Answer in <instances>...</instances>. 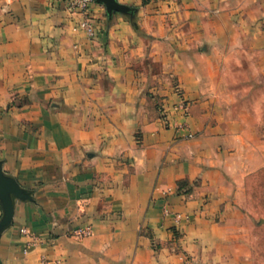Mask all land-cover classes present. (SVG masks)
<instances>
[{
	"label": "crops",
	"instance_id": "crops-1",
	"mask_svg": "<svg viewBox=\"0 0 264 264\" xmlns=\"http://www.w3.org/2000/svg\"><path fill=\"white\" fill-rule=\"evenodd\" d=\"M67 2L0 0V160L35 200L16 202L0 264L244 262L264 0H118L137 14L111 21L95 3L93 41ZM22 229L43 243L25 252Z\"/></svg>",
	"mask_w": 264,
	"mask_h": 264
},
{
	"label": "rangeland",
	"instance_id": "rangeland-1",
	"mask_svg": "<svg viewBox=\"0 0 264 264\" xmlns=\"http://www.w3.org/2000/svg\"><path fill=\"white\" fill-rule=\"evenodd\" d=\"M260 148V152L264 154V139ZM257 163L260 170L247 184V204L243 209L251 220L247 232L250 251L248 256L245 254L248 250L243 249L245 259L241 264H264V158L259 159Z\"/></svg>",
	"mask_w": 264,
	"mask_h": 264
},
{
	"label": "water",
	"instance_id": "water-1",
	"mask_svg": "<svg viewBox=\"0 0 264 264\" xmlns=\"http://www.w3.org/2000/svg\"><path fill=\"white\" fill-rule=\"evenodd\" d=\"M95 2L106 7L109 21L113 20L115 14L124 15L131 20H134L137 14V9L121 4L118 0H95ZM17 201L35 202L32 191L23 188L14 177L7 174L4 171V161L0 160V205L2 208L0 238L13 224Z\"/></svg>",
	"mask_w": 264,
	"mask_h": 264
},
{
	"label": "built area",
	"instance_id": "built-area-1",
	"mask_svg": "<svg viewBox=\"0 0 264 264\" xmlns=\"http://www.w3.org/2000/svg\"><path fill=\"white\" fill-rule=\"evenodd\" d=\"M95 0H68L67 2V11L70 14L81 16V21L79 22V28L86 34L87 38L91 41L96 39L97 30H96V22L94 17L92 16L91 7L95 4ZM179 102L175 105L174 109L176 111H180L183 114L187 113L188 109V101H186L180 93ZM183 128V127H182ZM189 137H192L189 135ZM165 217H172L176 225H179L182 221V216L180 214H174L171 212L169 208L164 209ZM22 234H24L27 238H29V243L26 247L25 252L32 246L43 243V239L37 236L34 233L29 232L27 229H22ZM92 235V229L90 227L80 228L76 230L73 234V237L76 240H83Z\"/></svg>",
	"mask_w": 264,
	"mask_h": 264
}]
</instances>
